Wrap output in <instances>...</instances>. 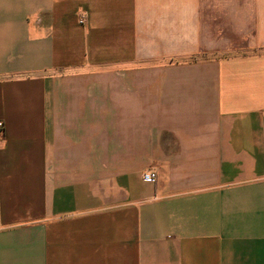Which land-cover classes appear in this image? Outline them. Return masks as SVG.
Returning <instances> with one entry per match:
<instances>
[{
    "label": "crops",
    "instance_id": "0c3cea01",
    "mask_svg": "<svg viewBox=\"0 0 264 264\" xmlns=\"http://www.w3.org/2000/svg\"><path fill=\"white\" fill-rule=\"evenodd\" d=\"M0 121V264H264V0H0Z\"/></svg>",
    "mask_w": 264,
    "mask_h": 264
},
{
    "label": "built area",
    "instance_id": "2783aa9c",
    "mask_svg": "<svg viewBox=\"0 0 264 264\" xmlns=\"http://www.w3.org/2000/svg\"><path fill=\"white\" fill-rule=\"evenodd\" d=\"M78 22L80 24H83L86 22V15L84 13L80 14ZM3 129H4V125L3 122L0 121V144L3 141ZM141 179L145 182H156V180L158 179V170L156 167H152L146 171H144L141 174Z\"/></svg>",
    "mask_w": 264,
    "mask_h": 264
}]
</instances>
